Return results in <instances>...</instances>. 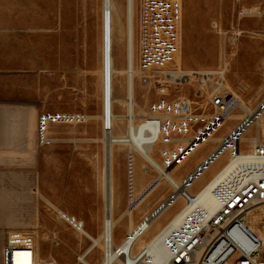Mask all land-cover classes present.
<instances>
[{
  "label": "rangeland",
  "instance_id": "1",
  "mask_svg": "<svg viewBox=\"0 0 264 264\" xmlns=\"http://www.w3.org/2000/svg\"><path fill=\"white\" fill-rule=\"evenodd\" d=\"M182 6L184 39L190 44V51L184 47L185 61L194 70L220 71L225 67L230 87L216 93L231 91L257 107L264 99V0H183ZM115 27L113 89L120 101L114 103V113L121 123L115 133L122 134L126 130V63L123 38ZM101 33L102 0H0V189L11 193V206L16 203L0 207V217L18 216L13 221H0V250L8 232H35L29 242L39 247L40 260L83 264L79 256L91 240L62 220L58 212L76 216L93 235L102 230L105 151ZM158 71L173 81L144 85L139 71L136 91L146 109L150 110L151 103L160 98H188L212 113L211 96L199 88L203 84L200 75ZM234 112L244 114L241 108ZM50 115L58 119L43 121V116ZM242 120L241 116L226 118L211 136L221 130L229 135V130ZM255 128L253 125L247 134H255ZM220 143L199 140L197 145L189 146L178 162L176 175L184 179ZM241 146L247 149L248 144L243 142ZM142 161L139 156L130 158L126 147L116 152L114 172L120 211L127 209L131 199L155 179L165 182ZM170 190L171 186L161 185L157 193H150L148 202L135 206V224L151 215ZM129 218L127 212L114 233L127 231ZM169 218H164L161 225ZM101 258L98 248L88 255L93 264Z\"/></svg>",
  "mask_w": 264,
  "mask_h": 264
},
{
  "label": "built area",
  "instance_id": "2",
  "mask_svg": "<svg viewBox=\"0 0 264 264\" xmlns=\"http://www.w3.org/2000/svg\"><path fill=\"white\" fill-rule=\"evenodd\" d=\"M136 17L137 64L145 76L143 82L147 84L150 82L147 75H154L159 69L165 70L180 53V29L173 0H138ZM209 105L212 113L185 99L168 101L160 98L151 103L152 112L169 116H148L146 119V123L157 129L152 143L159 141L160 137L167 140L160 150L166 168H172L189 146L211 136L224 122L228 112L240 108L238 98L228 90L211 96ZM57 119L56 115L43 116V121ZM110 128V122L106 121L104 129ZM147 132L151 133L149 129ZM229 141L232 139L222 141L214 151ZM249 152L242 154L239 148L231 160L233 163L221 173L217 190L211 197L215 206L201 203L198 192L185 186L188 181L185 178L180 185L171 184L170 194L146 217V225H142L140 230H147L152 219L171 205L170 201L176 194L181 197L184 207L179 213L180 221L166 226L169 262L147 261L140 249L133 254H123L122 264H264V238L248 224L249 211L264 206V143ZM202 163L190 173H196ZM232 171H241V180H232ZM156 182L158 179L152 183ZM59 215L75 230H85L84 222L76 216L65 212H59ZM36 252V245L29 240L17 241L8 236L1 249V264H13L16 258L29 264H57L52 258L38 259Z\"/></svg>",
  "mask_w": 264,
  "mask_h": 264
},
{
  "label": "bare ground",
  "instance_id": "3",
  "mask_svg": "<svg viewBox=\"0 0 264 264\" xmlns=\"http://www.w3.org/2000/svg\"><path fill=\"white\" fill-rule=\"evenodd\" d=\"M173 1H174V11L176 13L177 21L180 29V39L178 44L180 53L176 57L175 61L171 63L164 71L169 72V71L178 70L181 72V74L200 75L201 82L203 84H200L199 88L203 92H206V94H209V96H213L214 93H216L222 87H227V88L230 87L229 81L226 79L225 76L226 74L225 67L220 68V71L219 69L215 70V69H204V68L199 70H194L185 61L184 47L186 46V48L190 51V44L189 42L185 43L184 34H183L184 32L183 17H182L183 0H173ZM136 2L137 0H124L123 3L120 0H102V33H101L102 62L100 68L101 99H102L101 119L103 125L105 124L106 121L110 122L111 128L110 130L104 129L103 131L104 136L102 140L104 143L103 151H105L104 165L102 168V174H103L102 190L105 201L102 230L97 235L91 234L86 229L81 231V233H83L87 238L91 240V243L79 256V260L83 264H93L89 261L88 255L92 253L96 248L102 251V258L98 264H122L121 256L123 254H128V255L133 254L140 249H141V255L143 257H146L147 261H154L155 259L156 261L169 262L170 253H169V242H168V233L166 230V226L169 223L180 221L181 216H179V213L180 210H182V208L184 207V203L180 200L181 197L178 194H176L173 197L172 201H170L171 205L167 206L166 209L164 208L165 210L163 209V212H161L159 215H157L155 218L152 219L151 224L149 225L147 230H140L142 225H146V218L141 222L135 224L134 216H133V209L135 208V206H137L140 202L141 203L148 202V199H150L151 197L150 193L152 191L155 193L161 185L162 186H168V185L170 186L171 184H173V186L175 184L180 185L184 182L185 178L188 179L185 186L190 191L193 190L198 192L201 203H204L208 206H215V203L213 202L211 197L214 195V193L217 190L221 173L225 168H227L230 164L233 163L231 160H233L232 158L236 154H238V149L239 148L241 149L242 154H249L250 153L249 151L252 148H254L256 145L260 143H264V99L258 104L257 107L253 108L249 102L245 101L243 98L240 97L238 98L239 107L244 112V114L241 115L235 113L234 110H231L226 115V118L230 119L241 116L243 118L242 121L246 120L244 124L240 125L241 124L240 122L236 124V127L234 128L232 127L229 130V132H231L230 135L226 136L225 131L221 130L218 133V135L208 136L205 139L201 140V141L211 140V141L222 142L224 140L232 139V141L224 143L222 145L223 147L217 149L216 151L213 150L210 154H208L205 158L202 159L201 162H203L202 163L203 165L200 167V169L194 174L192 173H190L189 175L187 174L184 177V179L181 178L182 175H176L175 173L176 172L175 169L178 166V164L181 162V160L184 158V155L178 161L179 163L177 162L172 168L165 167L164 164L165 162L160 155V150L164 145L162 143L167 142V140L165 138L160 137L159 141L152 143V141L154 140L157 134V129L156 126L151 124L149 125L148 123H146V119L148 116L161 117V118L169 117V116L157 112H152L151 110L146 109V104H142V102L139 100L136 91V81H137L136 78L139 80V75H140L139 73L140 69L138 68V64H137ZM115 26H118V31L121 34V37L123 38L125 63H126V85H125L126 130L123 131L122 134L115 133V127L116 126L121 127V123L119 120L120 117L114 113V103L120 101L119 97H115L114 89H113L114 58H113L112 33L116 28ZM143 77L145 76L144 75L142 76L141 81L142 84L144 85L147 84L151 85L152 82H154V85L160 84L161 82L169 83L172 82L174 79L169 76H164L158 70L155 72L154 75L152 74L150 76L147 75L148 79H150V82H148L147 84L143 82ZM184 77L186 76H183L182 80ZM204 95L205 94H203V96ZM184 99L192 102L188 98H184ZM143 103H146V100H144ZM253 125L256 127L255 134H253L254 132L252 134L251 133L247 134V132H249V130L253 127ZM148 129L151 131V133L147 132ZM258 131L260 134L259 138H258ZM243 142H247L248 144L247 149L242 148L241 144ZM117 146H119L120 148L121 147L128 148V155L132 159H134L135 156L141 157L143 159L141 164L147 162L148 165L146 166L148 168L151 167L154 170H156L160 174V178L165 180V182L162 184L159 182L150 184L147 188L144 189L143 192H141V194L138 197H133L131 199L128 208L125 209L124 211H120L117 205L118 192L115 185V172H114V165L116 162V152L118 151L119 148ZM130 166L131 167H129L130 168L129 172L133 174V166L132 165ZM159 180L160 179H158V181ZM232 180H241V171H232ZM11 182L12 181H10V183ZM7 190L4 188L0 189V207H12L14 206V204L16 206V203H14L13 200L12 201L14 204H12L11 206L10 203L12 202L8 200L9 198L8 195H10L11 193L8 194L9 191ZM22 199L23 198H21V200ZM258 208L259 210H257ZM127 212H128V216L130 217L129 225L126 233L127 235L120 242H118L116 240L117 238L115 239L114 236L115 227H117L119 224L123 222L125 214ZM169 216L170 218L166 222V224L161 225L164 218ZM5 218L8 221H13L15 218H18V216L16 215L1 216L0 221ZM9 224H12V222H9ZM248 224L253 231L257 232L262 238H264V208H262V205L249 211ZM36 233L38 232L36 231ZM34 234L29 232L16 233L14 231H10L8 232L7 237L10 236L11 238L16 239L17 241L24 240V242H27L28 240L34 238V236L36 235ZM36 249H37L36 256L38 259H40L39 247L37 248L36 246ZM13 264H29V263L22 261L21 258H16Z\"/></svg>",
  "mask_w": 264,
  "mask_h": 264
},
{
  "label": "crops",
  "instance_id": "4",
  "mask_svg": "<svg viewBox=\"0 0 264 264\" xmlns=\"http://www.w3.org/2000/svg\"><path fill=\"white\" fill-rule=\"evenodd\" d=\"M206 154L207 153H205V155ZM205 155H203V156H205ZM126 233H127V231H123L122 233H120V232L114 233L115 237L117 238L116 240L118 242H120L127 235ZM0 264H1V250H0Z\"/></svg>",
  "mask_w": 264,
  "mask_h": 264
}]
</instances>
